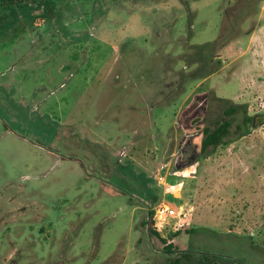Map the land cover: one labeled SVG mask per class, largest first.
<instances>
[{
  "label": "rangeland",
  "instance_id": "obj_1",
  "mask_svg": "<svg viewBox=\"0 0 264 264\" xmlns=\"http://www.w3.org/2000/svg\"><path fill=\"white\" fill-rule=\"evenodd\" d=\"M261 25L264 0H0V264H264V123L201 152L227 106L264 113Z\"/></svg>",
  "mask_w": 264,
  "mask_h": 264
},
{
  "label": "trees",
  "instance_id": "obj_2",
  "mask_svg": "<svg viewBox=\"0 0 264 264\" xmlns=\"http://www.w3.org/2000/svg\"><path fill=\"white\" fill-rule=\"evenodd\" d=\"M6 3L14 4V3H25L31 0H4ZM38 1V0H32ZM48 4L49 11L51 14H56L58 11V5L60 0H45ZM227 40L225 37L219 38L218 42L221 44H225ZM224 99V98H222ZM264 123V113H256L250 114L249 105L247 103H234L232 105L227 106L224 109V115L221 119L216 120V125L212 127L211 125H207L204 127L203 139L201 142V152L203 154H208L219 146L229 142L234 138L233 135H237V137H242L251 132V130L255 127H258ZM236 137V136H235ZM154 214V211L151 212ZM185 230V229H184ZM183 229H180L176 232L175 235L181 234ZM186 232H191V229H186ZM153 232L156 234L160 240L164 243L165 247L170 249L173 246L172 242H168L165 237H163L157 227H153ZM171 251V250H170ZM164 264H179L178 260H171L169 262H165ZM212 264H220L218 262H214Z\"/></svg>",
  "mask_w": 264,
  "mask_h": 264
},
{
  "label": "built area",
  "instance_id": "obj_3",
  "mask_svg": "<svg viewBox=\"0 0 264 264\" xmlns=\"http://www.w3.org/2000/svg\"><path fill=\"white\" fill-rule=\"evenodd\" d=\"M65 84L63 83L62 86ZM128 149L125 147L122 149L121 155H127ZM183 214L182 211L177 210L173 204L170 202H161L154 207V219L155 226L158 230H162L165 227V224L169 222L170 218L179 217L182 224H184L185 220L181 217Z\"/></svg>",
  "mask_w": 264,
  "mask_h": 264
},
{
  "label": "crops",
  "instance_id": "obj_4",
  "mask_svg": "<svg viewBox=\"0 0 264 264\" xmlns=\"http://www.w3.org/2000/svg\"><path fill=\"white\" fill-rule=\"evenodd\" d=\"M261 29L264 30V26L263 25H261L260 27H257L255 34L257 35V37H259V39H260L259 42L263 43V46L262 47L260 45L258 46V49H259L258 50V53L264 54V37L262 38V36H260L261 34H263V32H261ZM257 60H258V63L260 64L261 63V60L264 61V56L262 57V56L257 55ZM262 71H264V70H262ZM49 77H50L51 80L55 79V77H58L59 78V76H49ZM105 77L107 78L108 76H106V74H105ZM106 84H107V80L105 81V83H102L101 90H100V94H99V91H98L99 100L104 95V92H106V89H107V88H105ZM129 97H131V95ZM141 97L142 98H145L144 95H141ZM144 100H146V98ZM161 106L164 107V105H161ZM97 140H99V139H97ZM105 140H106V138H105Z\"/></svg>",
  "mask_w": 264,
  "mask_h": 264
}]
</instances>
